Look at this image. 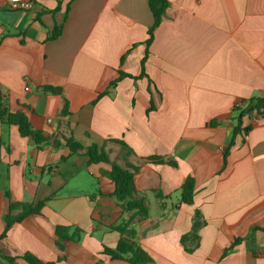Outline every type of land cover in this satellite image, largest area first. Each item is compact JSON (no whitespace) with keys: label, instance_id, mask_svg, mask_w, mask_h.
I'll return each mask as SVG.
<instances>
[{"label":"crops","instance_id":"crops-1","mask_svg":"<svg viewBox=\"0 0 264 264\" xmlns=\"http://www.w3.org/2000/svg\"><path fill=\"white\" fill-rule=\"evenodd\" d=\"M24 2L0 0V91L8 110L26 114L50 141L39 148L0 123V235L6 192L46 204L0 240V264H28L25 253L55 264H130L102 252L119 241L111 227L129 218L102 174L110 165L72 153L63 138L70 135L84 148L103 147L120 166L127 159L139 167L135 185L150 215L136 230L155 264H264V116L243 118L250 130L237 136L222 170L234 108L264 97V0H169L149 47V0H74L67 16L70 0H32L30 10L20 9ZM56 27L62 34L49 40ZM120 71L135 78L98 99ZM48 85L63 95L44 94ZM66 100L70 114L62 117ZM152 156L177 165L146 161ZM188 177L192 205L181 201ZM197 211L205 224L188 253L182 237ZM57 226L85 234L60 250Z\"/></svg>","mask_w":264,"mask_h":264},{"label":"trees","instance_id":"trees-1","mask_svg":"<svg viewBox=\"0 0 264 264\" xmlns=\"http://www.w3.org/2000/svg\"><path fill=\"white\" fill-rule=\"evenodd\" d=\"M74 0H70L67 9L66 16L70 12L71 3ZM170 5L169 0H149V7L152 12L154 22L149 28L148 34L149 38L146 41L149 47L154 39V32L160 26L163 21L166 10ZM62 34V27H56L49 37V40H54ZM149 55L147 49L146 56L141 61L142 74L145 76V64ZM124 58L122 59L123 62ZM135 78L128 73L120 71V76L112 81L107 90L99 94L98 99L104 95H111L112 91L117 87L118 83L124 78ZM42 92L44 94L62 96L63 90L60 87L54 86H43ZM97 99V100H98ZM96 100V101H97ZM95 102V101H94ZM250 107H253V111L248 112ZM235 116L232 117V121L235 122L233 132L231 134L230 140L223 150V167H226L228 163V157L230 155L231 149L234 147L236 138L238 135H245L249 132L250 127H242V120L245 116H252L256 113L257 116H264V97H254L250 99L246 105L237 106L233 110ZM69 103L64 101L60 115L62 117L69 116ZM0 123L8 126H17L19 133L22 137L32 138L36 146L39 148L49 144L50 138L47 137L43 132L35 130L32 128L30 121L26 114L23 112L11 113L5 105V98L0 91ZM67 147L72 153H78L85 150L89 157L90 164L106 163L110 165V171L102 172L104 176L112 180L115 184V191L112 196L116 203L124 210V212L129 214L128 219H123L118 224L111 227L119 233L120 238L115 248L103 247V254L109 258V260H124L130 264H155L153 258L149 253L140 245L137 236V224L143 220H146L150 215V210L146 205L145 199L138 197L139 192L135 185V174L139 167L129 163L125 159V165L120 166L117 162L111 161L108 153L103 147H98L97 145H92L90 147L84 148L80 143L75 141L72 135L68 137H63ZM119 144L127 155L133 154L132 149L122 140H114ZM54 145L58 144V141L53 142ZM63 160L66 157H62ZM146 161L154 164H169L171 166H176L174 161L166 160L164 157L152 156L148 157ZM100 194V193H99ZM195 195V180L193 177L186 178L182 188H181V201L184 204L192 205L194 202ZM6 198L9 200V211L4 217L6 229L2 235H0V240L5 238L8 230L17 223H21L24 219L31 215H40L42 209L44 208L46 201H40L36 204L25 203L14 201L8 192L5 193ZM95 196L90 197L94 199ZM159 198H164L159 195ZM205 222L202 221L201 214L197 211L193 219L192 231L182 237V244L188 253H192L199 246V231L204 226ZM85 231L82 228L76 226H57L55 229L56 244L60 250L64 249V244L66 241L78 242L82 236H84ZM239 240L236 241V243ZM233 247L225 251V254L231 252ZM9 262L13 263L15 258L5 257ZM28 264H55V262H43L37 258L32 253H25L22 257Z\"/></svg>","mask_w":264,"mask_h":264},{"label":"built area","instance_id":"built-area-1","mask_svg":"<svg viewBox=\"0 0 264 264\" xmlns=\"http://www.w3.org/2000/svg\"><path fill=\"white\" fill-rule=\"evenodd\" d=\"M34 3L32 2V0H26V2H24L21 6L20 9L23 10H30L33 8ZM27 90H29V87H26Z\"/></svg>","mask_w":264,"mask_h":264},{"label":"water","instance_id":"water-1","mask_svg":"<svg viewBox=\"0 0 264 264\" xmlns=\"http://www.w3.org/2000/svg\"><path fill=\"white\" fill-rule=\"evenodd\" d=\"M250 110H253V107H250V109H249V111H248V112H250Z\"/></svg>","mask_w":264,"mask_h":264}]
</instances>
